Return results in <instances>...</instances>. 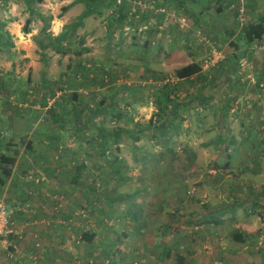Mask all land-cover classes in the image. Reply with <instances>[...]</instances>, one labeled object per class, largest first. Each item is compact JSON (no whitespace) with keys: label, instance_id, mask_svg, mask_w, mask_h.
I'll return each mask as SVG.
<instances>
[{"label":"rangeland","instance_id":"obj_1","mask_svg":"<svg viewBox=\"0 0 264 264\" xmlns=\"http://www.w3.org/2000/svg\"><path fill=\"white\" fill-rule=\"evenodd\" d=\"M90 1L93 2V13L81 19ZM246 1L243 0V4H247ZM235 2L236 0H223L222 11L217 13L214 10L215 0H184L182 3H178L177 0H0V41L9 40L13 42L12 36L8 34L4 26L12 22L25 24L28 21L34 26V30H37L36 34H38L41 26L48 25L49 30L53 25L56 28L63 26L60 33L67 34V38L62 44L66 43L67 47L62 46L68 50V53L64 56L58 55L52 48L45 45L47 39L41 40L38 35L34 39L35 44L27 47L30 53L29 59L22 57L24 53H22L19 45L16 50L0 46V75L4 74L0 78L5 77L9 81V83H6V90L10 91L15 88L14 90L20 92L26 87L28 92L26 103L34 108L19 107V117H16L19 111H16V113L11 111V114L15 113V121L12 122L15 124L11 128L7 125L9 124L8 120H5L6 122L3 125L0 124L1 129H5V131L15 130L12 135H2L0 140L1 155L4 153L11 155V151L14 150L27 155L30 150L26 147L24 136L26 134L33 135L34 130H38V128L45 129L49 127L48 137L50 138L52 134H56L53 131L58 132L61 130L58 123L46 117V106L51 104L53 98L58 100L62 91L65 94H75L74 92L77 91L83 98L90 101L115 100L116 95H113L112 98V90L106 96L101 93V89L117 87L121 92L119 97L117 95L116 98L128 99V102L133 104L140 101L145 104V101L151 100L169 112L170 106L172 107L173 102L178 99L177 104L179 107L181 106L180 109L178 108L179 115L177 117L170 116L168 113H156V111L153 112V109L143 106L142 108H130V117L137 115L142 120H148L156 115L157 123L151 129V134L156 139L144 138L143 141L139 142V146H133L131 140L128 139L119 141L120 143L117 146L118 149L121 146V151L112 144V151L114 154H118L115 156L121 159L122 162L126 161L121 164L120 162L111 164V167L116 168V170L121 167L118 172L112 173L113 178L111 177L110 166L107 165L110 159L97 157L88 145L90 142L77 140L76 136L72 140L71 137L68 138L66 135H62L61 142L65 144V151L76 154L77 158H75L78 163L73 165L71 161L74 158H67L66 162L68 163L63 166V170L59 174V177H63L64 180L61 182V180L51 179L56 184L61 182L64 191L60 190V193L56 194L57 199L51 200L54 204L43 210L45 216L54 217V219L37 218L38 222H41V219L43 220L41 222L43 225L39 223V227L43 231L47 233L52 231L53 236L57 237L59 242L61 240L56 230L49 229V226L55 224L64 227L58 222L60 220L66 222L71 231L78 230L80 223H83L85 230L95 229V232H98L114 227L120 231L123 222H120L119 216L126 211L127 205L130 203V199L126 195L141 187L146 180H152L155 183V178L158 177L154 172H146V168H152L150 164H153L154 160L158 159L166 167L164 169L167 179L172 178L173 174L170 173L169 166L183 167L190 165V169H187V175H190L191 179L190 173H192L193 166H196V169L207 166L214 156L211 153L214 145H222L221 139H225V142L228 141L230 145L235 143L234 135L231 134L238 132L239 121H237V118L240 115L243 116L248 108L245 110L244 105H239V103L244 102L242 100L238 101V96L235 97L225 92L223 86L227 84L226 74L228 70H232L234 67L230 55L234 51L232 50L233 47L230 46V42L233 41L229 28L233 30L237 26L245 24V22L252 23V17L255 15L254 11H256L254 9L256 8L255 1L252 0L249 12H246L245 19H242L244 15L242 17L241 14L244 13H242V10L238 13V3ZM247 6H250V4ZM231 16H235V20L234 25L230 26ZM215 31H219V33L215 35ZM43 33L40 34L45 35L47 32L44 30ZM40 42L43 47H41ZM68 43L71 45L69 46ZM23 46L25 45L23 44ZM261 55L262 58L260 59L264 65V53L261 52ZM227 59L231 61L228 62ZM194 61L202 67V72L197 77L196 84H194V80L176 82L175 71ZM224 66L226 72L221 71ZM80 67H85V73L82 72ZM150 70H156L158 74H163V77L160 78L157 75L158 77L150 78ZM12 75L14 80L11 82V77L8 76ZM27 78H30V80L27 81ZM161 79L172 87L179 84L178 93L173 88L172 97L166 98L162 94L155 97L150 95V92L148 94L136 92L137 88L140 90L141 86L146 85L145 82H149L148 84L154 81L160 83ZM3 80L0 79V83ZM234 80L239 82L236 79ZM263 80L264 78L261 76L259 81ZM47 84L54 94L52 97H45L47 104L44 105V85ZM79 84L85 85V87L81 88ZM194 85L197 94L193 89ZM236 87L235 90L240 88V86ZM241 87H246L244 82ZM125 88L127 91H124ZM5 93L6 91H0V112L8 111V104L16 102L12 97L18 96L17 92L9 97L7 96L10 102L8 103L4 101L3 96H5ZM260 105L262 107L257 105L258 112L261 114L260 117L264 118V104ZM168 119H170L172 126H164V129L167 126L166 131L169 133L168 136L164 137L161 135V126L167 124ZM236 121L237 125H234ZM229 122L231 123L229 124ZM107 126H109L108 123ZM244 130V126H242L239 133ZM258 130L262 131L261 135H264V125H258ZM167 140L175 143L172 149H170V146H166L168 145L166 144ZM232 140L234 142L231 143ZM260 142L261 140L250 141L253 146L256 144L258 147L261 146ZM32 144V147L36 149L45 146L43 141L38 142L37 140L32 141ZM132 148H141L139 152L142 154L144 151H156L157 156L143 158H133L132 156L131 158ZM72 154L71 157H74ZM248 157L245 154L233 156L231 158V171L230 168L224 167L221 174L227 175L230 172L231 176L239 178L240 174L236 170V164L248 160ZM217 159L212 161L216 167H218ZM94 160L102 163L103 173H96L99 175L90 173V170L96 169L92 166ZM82 161L87 166L89 173L87 174L85 171L86 174L81 177V181L85 176V179L88 180L91 179L89 175L96 176L109 190L115 189L118 192V195L113 196L110 204L104 202V195L101 193L103 189L101 192L94 191L93 194L92 192L85 193L69 185L68 181L76 175L74 169L76 164L78 166ZM142 163L144 166L141 165ZM262 168L264 169V161L262 162ZM1 170L2 166L0 165ZM151 170L153 171V169ZM106 174H110V177ZM106 179L111 181L108 183V181H105ZM259 179L264 181V173ZM151 184L153 185L152 182ZM20 193L21 188L15 187L13 182H10V178L6 179L5 184L0 185V201L10 205V208L13 206L12 203L21 202L25 204V200L23 201L19 197ZM147 196H150V194ZM139 197L141 196H137L136 200H140ZM28 209L35 212L36 206L30 205ZM28 211L18 212L19 214L23 213L22 216L24 214L31 215ZM79 213H83L84 216L81 214L82 217H80ZM25 215L24 217L14 216L16 222L21 225L18 228L22 229L24 233L23 239L17 244L16 255L14 256L10 252L11 249L5 250L0 245V264H29L22 259L23 257H20V254L27 251L23 250V244L30 246L35 239L33 234L26 231ZM67 216H69V220H65ZM20 218H23V221H20L22 220ZM45 221L49 225H46ZM123 240L124 238H122ZM120 246L123 247V244ZM53 247L54 250L62 253L58 243ZM101 255L104 254L98 253L99 257L97 258L94 255L90 257L87 250L82 249L81 251L78 250L76 254L79 259L96 260L95 262H89V264H107L106 259L102 258ZM119 257L121 262L118 261L117 264H124V262L131 264L129 261L131 257L126 259H122V256ZM65 258L69 260L70 264H74V259ZM135 260H132V264Z\"/></svg>","mask_w":264,"mask_h":264},{"label":"crops","instance_id":"obj_2","mask_svg":"<svg viewBox=\"0 0 264 264\" xmlns=\"http://www.w3.org/2000/svg\"><path fill=\"white\" fill-rule=\"evenodd\" d=\"M242 1L243 0H236L238 3V13L242 10L244 14H241V16L243 17L244 15L242 19H245V13L249 12V7L252 6V0H247V4H243ZM254 1L256 4V8L254 9L256 11H254L255 15L252 17V23H256L259 18L264 17V0ZM249 4L250 6H247ZM233 13L235 14L234 11ZM230 19V26L234 25L235 16H231ZM246 23L247 22L237 26L233 30L229 28L230 36H232L233 41L230 42V44H239V47L238 49L232 48L234 51L230 54L232 61L228 60L229 57L227 59L228 62L231 61L233 63L234 67L232 70H228L226 74L227 84L223 85L225 92L235 97L238 96V101L242 100L244 102L239 103V105H244L245 110L248 108L243 116L240 115L237 118V121H239L238 132L236 134H231L234 135L235 143L230 145L227 141V146L214 145L213 151L211 152L214 156L207 166H204V168L198 167L197 169L196 166H193V170H191L192 173H190L191 179L193 180L190 179V175H187V169H190V165H185L183 167L169 166L171 170L170 173L173 174L172 178L167 179L165 172L166 167L158 159H156L158 163L154 160V163L150 164L152 168H146V172H154L158 177L155 178V183L152 180H146L141 187L127 194H130V197H132L131 203L133 205L130 208L127 206L126 211L119 216L120 222H123L120 231L116 228L117 232L111 230L95 232V229H93L95 238L93 243L88 245L79 241L80 233L85 230L83 223L79 224L80 227L78 230L71 231L68 224L60 220L58 222L64 227L56 226L55 224L49 226V229L56 230L61 240V242H59L57 237L53 236L52 231L47 233L39 227V223L42 224L41 222L43 220L41 219V222L37 220V218L40 217L44 219H54V217L49 218L45 216L43 210L54 204L51 200L57 199L56 194H59L60 190L64 191V186L61 183L64 179L63 177H59V174L62 172L63 166L68 163L66 159L74 158L71 161L72 164L75 165V163H78V160H76L77 155L72 154V152L68 153L65 151L66 149L63 148L64 146H62L61 142L63 139L62 135L64 134L68 138L71 137L72 140H74L76 136L77 140H83L84 142L91 139L99 141L97 129L101 125L102 116L107 117L104 114L95 119L96 126L93 129V135L96 137L90 138V131L87 128L75 133L73 127L64 126L62 128L63 132L57 136L58 142L54 141L58 146L56 149H54V145L51 143L52 140L46 135L26 134V136H24L26 137V147H28V143L31 144L34 140L38 142L43 141L45 146L41 148L38 147V149L33 148V152L29 151L27 155L23 152L13 153V151H11V155L3 154L7 158L13 160L12 163L0 164L2 170L8 172V174L3 177L4 184L6 179L10 178V182H13L15 187L21 188L19 197L23 199V201L25 200V204L21 202L16 204L20 206L29 205V208L30 205L36 206L35 212L28 209L29 211H27L31 213V215H25V224L27 225L26 231L29 232V234H33L35 239L30 246L23 244V250L27 251H25L26 253L19 254L20 257H24V261H29V264H70L69 260L65 258L68 257L74 259V264H86V259H79V257L76 256L77 251H81L82 249L87 250V254L96 257H98V253L105 254V250H109V253L114 256L115 264L120 261L119 256L125 259L131 257V259H129L131 264L133 259L137 260H135L133 264H264V181L259 179L264 173V169L262 168L264 151L263 148L258 147L256 144L253 146L250 143V141L264 140V135H261L262 131L258 130V125H264V118L260 117L261 114L258 112L257 108V105L261 106L260 104H264V80L259 81L261 76L264 78V65L260 59L262 58L261 52L264 53V35L260 38H254L252 35L249 36L246 30L241 34L242 29L251 22ZM23 26L24 23L12 22L4 26V28L8 34L12 36V43L14 45L12 49H18L19 45L22 53H24L22 57L26 59L30 57L27 47L35 44L34 39L37 38L36 35H38V38H41V40L44 38L48 40L49 37H56L61 34L60 32L63 27L56 28V26L53 25L49 30L48 25L41 26L38 30V34H36L37 30H34L32 24L29 23L26 26L27 31L23 30ZM44 30L47 33L42 35L44 34ZM215 32L219 33V31ZM23 44L25 46H23ZM221 71L226 72L225 66ZM149 73L150 78L158 76L160 78L163 77V74H158L156 70H150ZM3 75L4 74H1L0 76ZM8 77H11V82L14 80L13 75ZM197 77V75H192L187 80H179L175 76L176 81L183 82L185 80H194V84H196ZM1 79L6 78L1 77ZM234 79L239 82H235ZM149 82H145L146 85L141 86L140 90L137 88L136 92L147 94L150 92V95L157 97L161 93L165 81L161 79L160 83L154 81L148 84ZM243 82L246 87H241ZM1 83L0 91L2 92L4 90L1 88ZM212 86L215 87L213 84ZM236 86H240V88L235 90V88H237ZM126 88L124 91H127ZM14 89L15 88L10 91L5 90L6 93L5 96H3L4 101L10 103L7 96H10L12 93L17 92L19 95V92ZM193 89L195 94H197L195 85ZM111 90L113 91L112 96L121 92L117 87L112 89L107 87L101 89V93L108 96ZM61 93L65 94L63 91ZM61 93L59 96L62 95ZM119 93L116 94L115 100H105L103 106L108 110L109 116L107 117V121L110 125H115L114 121L117 120L118 126L123 128L124 131L130 130L131 135L121 133L120 135L123 137L120 139H122V141L126 139L132 140L134 142L132 144L133 146H139V142L143 141L145 136L140 140H136L135 138L134 140L132 135H142L135 131V127L140 128L141 125L147 123L149 119L142 120L138 118L137 115L130 117V108H142L143 106L153 109V112H158V107H156L157 104L153 103L151 100L145 101V104L141 101L133 104L128 102V99H117L116 97L117 95L119 97ZM255 96L256 98H254ZM14 97H12V99H14ZM153 100H155V98H153ZM26 101L27 99H25L23 103L16 101L8 104L9 110L0 112V124L2 123L3 125V123L6 122L5 120H8L9 124L7 125L11 128V126L15 124L12 122L15 121L14 115L16 111H19L16 117L20 115L19 107L24 106L34 109L33 106L26 103ZM54 101L53 98L51 104L46 106V110L51 107ZM79 103L80 109L84 108V106L89 109L94 108L98 104V101L85 99ZM70 107L71 104H68L67 108ZM11 111L15 113L11 114ZM119 112L121 113V117L116 118ZM46 117L48 118V116ZM81 121H84V117H82ZM237 121L234 125H237ZM230 123L231 122H229V124ZM105 126H107V123ZM242 126H244L245 130L239 133ZM10 131H5V129H1L0 126V140L2 135H12V132L15 130L10 129ZM120 147L121 146H119L118 150L121 151ZM140 150L141 148H132L131 151L133 153H131V158L132 156L133 158L157 156L156 151H144L142 154L139 152ZM93 151L97 157L105 158L101 157L100 153L97 151ZM111 153L113 155H118L117 153L114 154L112 148L108 151V154ZM71 154L74 157H71ZM244 154L248 155L249 159L251 156H257V158L262 157L260 165L258 164V160L255 164H250L248 160H243L241 164H236V170L240 174L239 178L231 176L230 172H228L227 175L221 174V170L225 166L227 155L232 158L233 156H242ZM216 158H218V167L212 162ZM98 162L99 161L94 160L92 166L97 170H90L92 174L99 175L96 173L104 172L101 166L102 163ZM231 163L230 161L228 167L230 171L232 169ZM81 164L85 166V170L83 171L81 167H79ZM141 165L144 166L143 163ZM74 169L75 173L79 174L80 177L77 181H68L72 188H77L85 193H93L94 191H90L92 190L91 187L98 189L104 185L96 176H93L94 181L92 184L90 180L85 179L86 176L81 181V177L89 173L83 161L78 166L76 164ZM151 169H153V171ZM113 172L114 170L111 169L112 178ZM108 175L110 177V174H107V176ZM73 177L74 176H72V178ZM52 178L56 179V181L61 180V182H58V184L53 183L51 180ZM149 194L150 196H147ZM137 196H141L139 197L140 200H136ZM103 199L105 202V198ZM81 214L84 216L83 213ZM81 214L79 213L78 215L82 217ZM22 217H24V215ZM20 219L23 221V218ZM69 219L70 218L67 217L66 219L65 217V220ZM45 224L49 225L46 221ZM36 230L40 231L36 232ZM237 234L241 236L240 239L235 238ZM119 236L120 240L115 246L112 247L108 245L110 240ZM122 238H124V242ZM57 243L62 253L54 250L53 246L57 245ZM121 244H123V247L120 246ZM28 258L30 260H28ZM93 261L95 262L96 260L94 259ZM93 261L88 262L91 263ZM124 264L129 263L124 262Z\"/></svg>","mask_w":264,"mask_h":264},{"label":"trees","instance_id":"obj_3","mask_svg":"<svg viewBox=\"0 0 264 264\" xmlns=\"http://www.w3.org/2000/svg\"><path fill=\"white\" fill-rule=\"evenodd\" d=\"M183 1L184 0H177L178 3H182ZM193 1H195V0H193ZM222 1L223 0H215L214 10H216L217 13H220L222 11V8H223ZM92 4H93V2L90 1L88 8L82 14L83 16H81V19L83 17H86V16L90 15L91 13H93L92 12L93 11V8H92L93 5ZM28 24H29V22L26 21L24 26H23L24 31H27L26 26ZM245 30L249 36L252 35L254 38H260L262 35H264V17L259 18L256 23H250L248 26H245L242 29L241 34H243ZM216 34H218V33L215 32V35ZM65 38H67V34L61 33V34L57 35L56 37L49 38L47 40V42L45 43V45L49 48H52L54 50V52L57 53L58 55L64 56L68 53V50L66 48H63V46H62V45H65V47H67L66 43L62 44V42H64ZM40 44H42V43L40 42ZM68 45L70 46L71 44L68 43ZM0 46H6V48L8 47V48L12 49L13 43L9 40L3 41V42L0 41ZM230 46L233 47L234 49H238L239 44L233 43V44H230ZM41 47H43V44L41 45ZM80 69L82 70L83 73H85V67H80ZM201 71H202L201 65L198 62L194 61V62H191L190 64L183 66L180 69L176 70L175 76L179 80L180 79H186L187 80L192 75L199 76ZM29 80H30V78H27V81H29ZM176 82L179 83L180 81H176ZM6 83H9V81L7 79H4L1 83L2 84L1 88L4 91L6 90ZM79 86L81 88L85 87V85H81V84H79ZM44 88H45V93H44V98H43V104L46 105L47 102L45 100V97L46 96L52 97L54 93L48 84L44 85ZM173 88H174L175 92L178 93L179 84L178 85L176 84V86L172 87V86H170V84L165 83L164 86H162V91L160 94H162L166 98H168V97L171 98ZM50 90H51V92H49ZM67 92H70V91H67ZM27 93H28L27 88L25 87L22 91L19 92L18 96L14 97L15 101H19V102L23 103L26 99ZM74 93L75 94H68L67 93L69 96L67 94H62L58 98L59 101L55 100L53 102V104L51 105V107L47 109L48 119L53 121V122L58 123V127H60V129H61L60 131H58V132L53 131V133H56V134H52L51 138L48 137L49 130H50L49 127L45 128V129L44 128H41V129L38 128V130H34V132H33V135H40V136L46 135L48 138H50V140H52L51 143L54 145V149H56L58 147L57 144L54 143V141L58 142L57 136L60 135L61 132H63L62 128L64 126L73 127V130L75 131V133L79 130L87 128L90 131V138H93V137H96L93 135V129L96 126V123H95L96 117L102 116V114H104L107 117L109 116L108 110H106L103 106L105 103L104 99H102L101 101H98V104L94 108L88 109L84 106V108L80 109L79 108V104H80L79 102L85 100V98H83L81 96V94L77 91H75ZM115 93H116V91H115ZM118 93H116V94H118ZM13 94L14 93H12L11 95H13ZM166 94H168V95L166 96ZM112 98H113V96H112ZM177 100L178 99H176L175 102H173L172 107L170 106V109L168 110L170 113L167 112V110L165 108H163L162 106H160L159 104L156 105V107H158V112H156V113H168L170 116L177 117L179 115L178 113H179V109L181 107V106L179 107V105L177 104L178 103ZM68 104H71L70 108H67ZM120 114L121 113L119 112L117 114L116 118L121 117ZM112 116H114V115H112ZM82 117H84V121H81ZM107 117L102 116L101 125L97 129L100 140L98 141L95 139L94 140L91 139V140H86L85 142H90V143H88L90 148L92 150H95L98 153H100L101 157H105L106 159L107 158L110 159L111 161L109 160L107 162V165L109 164L110 168L112 170H114V172H118L119 169H121V167L117 168V170H116V168L111 167V164H113L115 162H120V164H121L123 162L121 161V159H119L117 156L113 155L112 153L108 154V151H110L112 144H113V146L115 145L116 149H118L117 145L120 143L119 141H122V139H120V138L123 137L120 134L121 133H127V134L131 135V131L130 130L124 131L123 128L118 126L117 120L114 121L115 125H111L112 127H110V123L107 121ZM168 120L169 121L166 122L167 124H164L161 126V135H163L164 137L169 135V133L166 131V127L172 126V124H170V119H168ZM171 122H172V120H171ZM106 123H108L109 126H105ZM156 123H157L156 115H153L152 117L149 118L148 122L141 125L140 128L135 127V131L138 132V134L140 133L142 135H136V136L132 135L133 139L135 138L136 140H140L143 136H145V138H149V139H156V137L151 134V132H152L151 129L153 126L156 125ZM165 125H167V126L164 129ZM64 131H66V130H64ZM131 142L134 143L132 140H131ZM221 142H223V143H221L222 145L227 146L225 139H221ZM232 142H234V141L232 140L231 143ZM166 144H168L166 146H170V149H172L173 146L175 145V143H173L172 141H168V140H167ZM27 145L29 147L30 152L31 151L33 152L32 143L31 144L28 143ZM260 145H261L260 147L263 148V150H264V140H261ZM62 146H65V144L62 143ZM63 148L65 149V147H63ZM13 153H18V151H13ZM257 160H258V164L260 165V163L262 161V157L257 158V156H251L250 159H248L250 164H255ZM230 161H231V157L229 155H227L225 166H224L225 168L229 167ZM12 162H13L12 159L7 158L5 155H0V164H8V163H12ZM79 167H81L82 171L85 170L84 164H81ZM7 174H8V172L6 170L1 171L0 185L4 184L3 177H5V175H7ZM79 177H80V175L76 173V175L71 180L77 181L79 179ZM89 178H91L90 183L92 184L94 181L93 176L89 175ZM105 181H108V183L110 182L109 179H106ZM91 188H92V191H95V192H101V190L103 189V192H101V193L104 195L105 202H107L108 204L110 203V201L113 200V196H115V194L118 195V193L115 191V189L109 190L107 187H103V186L98 188V189L97 188L95 189V187H91ZM127 197L130 199V203L127 206L130 208L133 205L131 203L132 197H130V194L127 195ZM20 214L17 213L16 215L22 216L23 213H20ZM67 217L69 218V216H67ZM20 221H22V220H20ZM107 229L111 230L113 232H117V230L114 227L107 228ZM240 237L241 236L238 234L235 236V238H237V239H240ZM94 238H95L94 231L92 229H86L80 233L79 241L86 243L88 245H91L93 243ZM10 240L16 241L15 242L16 244L21 242L18 239L13 238V237L10 238ZM119 240H120V236L116 237L113 240H110L108 245H111L113 247L118 243ZM88 255L91 257V254H88ZM112 256H113V254L111 255L109 253V250H107V251L105 250V254L101 255L102 258L106 259L107 264H115L114 256L113 257ZM95 258H97V257H95ZM22 259H24V257ZM122 259H124V258H122ZM28 260H30V259L28 258ZM120 262H121V260H120ZM27 263H30V262L27 261ZM86 264H89L88 260H86Z\"/></svg>","mask_w":264,"mask_h":264},{"label":"built area","instance_id":"obj_4","mask_svg":"<svg viewBox=\"0 0 264 264\" xmlns=\"http://www.w3.org/2000/svg\"><path fill=\"white\" fill-rule=\"evenodd\" d=\"M9 206L10 205L4 203L3 201H0V245H2L5 250L12 249L10 252H12L15 256L18 247L15 243L16 241H11L10 238L13 237L21 241L24 233L22 229L18 228V226L21 225L16 222L14 216L18 213V211L26 212L29 205L20 206L19 204H16L13 205L12 208Z\"/></svg>","mask_w":264,"mask_h":264}]
</instances>
